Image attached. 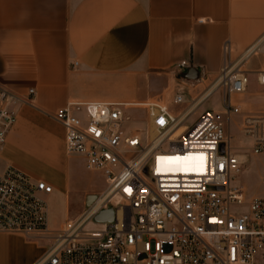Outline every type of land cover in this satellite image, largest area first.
I'll list each match as a JSON object with an SVG mask.
<instances>
[{"label": "built area", "instance_id": "1", "mask_svg": "<svg viewBox=\"0 0 264 264\" xmlns=\"http://www.w3.org/2000/svg\"><path fill=\"white\" fill-rule=\"evenodd\" d=\"M223 54L210 89L193 99L189 88L198 90L202 79L183 80L171 105L69 102L56 111L52 117L64 128L67 154L101 174L105 188L54 229L45 198L53 187L10 167L0 173V232L44 244L36 264H264V177L256 196L235 184L249 154L264 156V113L246 114L239 124L249 148L233 147L235 136L228 132L231 119L242 114L234 97L247 93L250 75L264 87V69H250L264 59V37L235 56L226 41ZM218 92L222 109L202 110L174 137L188 115ZM34 97L35 90L22 98L0 88V149L17 122L15 106L34 105ZM191 101L182 112L172 110ZM131 110L144 112V128L134 126ZM108 210L112 221L96 220Z\"/></svg>", "mask_w": 264, "mask_h": 264}, {"label": "crops", "instance_id": "2", "mask_svg": "<svg viewBox=\"0 0 264 264\" xmlns=\"http://www.w3.org/2000/svg\"><path fill=\"white\" fill-rule=\"evenodd\" d=\"M262 37L264 0H0V88L22 98L35 90L34 105L15 106L0 173L12 167L45 181L68 205L70 161L79 156L67 154L56 111L69 102L144 103L179 78L202 77L204 88L223 65L226 41L235 56ZM250 69H264V59ZM237 100L242 113H264L256 74ZM45 252L0 232V264H36Z\"/></svg>", "mask_w": 264, "mask_h": 264}, {"label": "rangeland", "instance_id": "3", "mask_svg": "<svg viewBox=\"0 0 264 264\" xmlns=\"http://www.w3.org/2000/svg\"><path fill=\"white\" fill-rule=\"evenodd\" d=\"M201 78L202 77H200L199 79ZM186 82L189 83L194 81ZM209 85L210 84L208 83L205 88H199L198 90L189 88L190 92H192L193 94L191 98L193 99L194 97H196L197 94H201L202 92V94H204L206 92L205 90L210 89ZM182 86V81L179 78L178 80H176V82L170 85L169 89L162 91L160 97L151 101H161L165 105H171L174 95L178 90V87ZM241 96L242 95H237L234 99L239 105L241 104L240 101L237 99ZM221 100L222 93H216L208 102L200 106L197 111L191 112L188 115V119L185 121L184 124L192 125L199 117L200 112L204 109H222ZM192 104L193 102L191 101L188 105L184 107H173L172 110L176 113H179L182 112L181 110L186 109ZM131 115L135 118V120H137V124H135L134 126H140L142 128L145 127L144 124L140 123L145 118L144 112L140 110H134L131 112ZM244 115H246V112L243 111L241 115L233 117L228 127V132L235 136V139L232 141L233 147H250L249 139L242 136L240 133L239 124L241 123ZM44 172L45 171H41V173L39 174L43 175ZM263 177L264 156H254L252 154H249L246 167H244L243 170L236 174L235 184L244 186L249 196H256L260 195L263 191V188L261 186V180ZM66 185L70 190L68 205L66 202V198L62 194L60 195L54 193L45 196L50 212L51 227L54 229H58L64 222H66L67 219L76 217L82 210L85 209V194L87 192L99 194L105 188L103 176L94 174L89 171L85 166L84 160L79 157H74L70 161L69 179ZM42 246H44V244Z\"/></svg>", "mask_w": 264, "mask_h": 264}, {"label": "water", "instance_id": "4", "mask_svg": "<svg viewBox=\"0 0 264 264\" xmlns=\"http://www.w3.org/2000/svg\"><path fill=\"white\" fill-rule=\"evenodd\" d=\"M95 200L94 196H90L87 199V204L90 205ZM113 219V212L111 210L102 212L98 217L97 221H112Z\"/></svg>", "mask_w": 264, "mask_h": 264}, {"label": "snow or ice", "instance_id": "5", "mask_svg": "<svg viewBox=\"0 0 264 264\" xmlns=\"http://www.w3.org/2000/svg\"><path fill=\"white\" fill-rule=\"evenodd\" d=\"M199 161H200V164H199V167H200V170H203V161H204V157L203 156H200L197 158Z\"/></svg>", "mask_w": 264, "mask_h": 264}, {"label": "bare ground", "instance_id": "6", "mask_svg": "<svg viewBox=\"0 0 264 264\" xmlns=\"http://www.w3.org/2000/svg\"><path fill=\"white\" fill-rule=\"evenodd\" d=\"M198 103H200V102H198ZM184 130H185V126H181L180 129L176 132L174 137L179 136Z\"/></svg>", "mask_w": 264, "mask_h": 264}]
</instances>
